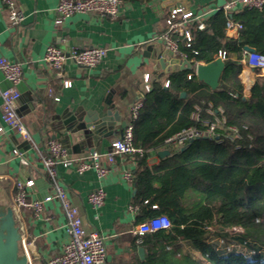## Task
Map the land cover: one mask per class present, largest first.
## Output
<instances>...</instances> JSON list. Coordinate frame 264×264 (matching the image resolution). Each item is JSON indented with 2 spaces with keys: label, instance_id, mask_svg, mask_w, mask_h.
Listing matches in <instances>:
<instances>
[{
  "label": "crops",
  "instance_id": "obj_1",
  "mask_svg": "<svg viewBox=\"0 0 264 264\" xmlns=\"http://www.w3.org/2000/svg\"><path fill=\"white\" fill-rule=\"evenodd\" d=\"M11 1L23 14V19L18 25L10 26L9 8L0 0V56L21 66L16 113L31 142L22 140L12 128L3 124L0 97V208L4 211L12 208L20 234V251L22 253L24 242L28 247L30 264H46L61 252L68 239L63 209L56 199L43 204L41 215L17 207L12 200L14 182L33 181V186L27 190L29 200H42L52 193L51 182L40 159L50 140L60 142L75 159L93 151H110L111 143L121 137L125 125L130 122L131 107L145 96V76H148L152 89L155 82L165 88L163 84L171 75L160 77L151 60L161 51L162 41L158 37L167 29L165 20L170 10L181 8L192 13V17L182 25L187 29L193 22L204 21L229 0L130 2L121 4L117 19L95 12L78 13L58 25L55 24V9L59 0ZM226 35L234 36L227 32ZM172 36L181 37L179 32ZM49 45L62 51L101 47L107 50V54L92 69H84L67 60L61 70L62 76L58 77L43 60ZM260 75L264 76V72ZM239 77L249 93L255 74L242 65ZM64 81L70 85L64 86ZM7 87L9 83L0 74V92ZM70 114L93 122L95 128L97 126V134L87 136L88 141H75L68 132L63 133V117ZM168 149L174 148L164 145L151 151L147 165L157 164L161 159L157 153L162 150L168 152ZM13 150L22 154L27 162L21 164ZM135 159L136 156H115L110 171L102 178L93 170L79 174L76 160L71 166L57 164L55 167L58 182L79 210L83 229L97 232L103 238L107 264H130L136 256L140 260L145 256L143 251L141 257L133 245L132 231L142 223H138L139 208L134 204ZM125 172L131 173L130 180L124 178ZM97 189L104 191L105 200L101 207L94 208L87 198ZM216 235L221 236L222 233L208 229L207 242L215 244L218 239L210 238ZM218 241L222 242V239ZM165 252L169 255L175 253L177 258L201 260L188 241H179L167 247Z\"/></svg>",
  "mask_w": 264,
  "mask_h": 264
},
{
  "label": "trees",
  "instance_id": "obj_2",
  "mask_svg": "<svg viewBox=\"0 0 264 264\" xmlns=\"http://www.w3.org/2000/svg\"><path fill=\"white\" fill-rule=\"evenodd\" d=\"M227 20L241 25L234 36L226 35ZM202 22L201 29L198 22L187 26L189 46L182 37L172 38L193 64H208L225 52L218 87L210 89L192 71L171 74L167 87L155 82L145 94L131 122L133 145L143 150L136 156L134 172L138 223L165 216L170 226L144 234L140 243L134 236V250L142 248L145 256L142 260L136 256L130 264H264V76L252 70L255 79L248 97L239 77L245 46L264 55V7L228 14L217 10ZM209 107L214 113L222 110L217 115L225 118L223 127L185 147L168 149L157 164L147 165L149 153L163 147L166 138L188 127L205 130L206 121L212 120L206 112ZM228 127L236 128L237 135ZM211 228L240 243H251L254 254L217 249L206 240ZM179 241H188L201 260L165 252Z\"/></svg>",
  "mask_w": 264,
  "mask_h": 264
},
{
  "label": "built area",
  "instance_id": "obj_3",
  "mask_svg": "<svg viewBox=\"0 0 264 264\" xmlns=\"http://www.w3.org/2000/svg\"><path fill=\"white\" fill-rule=\"evenodd\" d=\"M3 1L9 8V25H18L23 19V14L16 9L13 1ZM121 4V0H59L55 9V24L58 25L66 18L78 13L95 12L110 19H117L120 14ZM263 7L264 0H229L218 10H222L225 14H228L237 9L261 10ZM190 17H192L191 12H185L181 8L171 9L165 20L167 29L158 39L165 43L166 50L172 56L192 63V61L187 59L185 53L179 51L176 41L172 38L173 33L179 32L181 37L185 39L186 46H189L191 34L188 29H183L182 25ZM202 27L203 22L198 21V29ZM240 29L241 25L232 20H227L225 23V31L227 33L235 35ZM106 54L107 50L101 47L71 48L68 51H62L53 45H49L45 49L43 60L51 71H54L58 77H61L62 67L67 60L84 69H92L106 57ZM217 57L224 61L226 54L225 52H219ZM241 63L251 71L264 72L263 54L243 50ZM0 74L9 83V87L0 92L2 122L4 125L12 128L22 140L31 142L29 133L16 113L17 100L20 97L18 85L22 78L21 66L0 56ZM187 78L190 79V75ZM144 82V93L147 94L151 90L148 84V76H145ZM69 85L70 82L64 81V86L67 87ZM163 85L167 87L168 81ZM143 99L131 107L130 122L125 125L121 137L111 143V148L108 152L93 151L83 158L75 159L70 157L67 149L60 142L56 140L47 142L46 151L40 159L46 175L51 182L53 191L50 195H47L42 200H29L27 199V190L33 186V181L14 182L12 186V200L17 207L33 210L35 214L41 215L43 213V204L56 199L63 209L68 239L63 245L61 252L49 259L46 264H107V248L103 238L97 232H86L83 229L79 210L72 204L65 188L58 182L55 167L57 164L71 166L74 160H76V171L79 174L93 170L99 178H102L110 171L115 156H141L143 150L133 145L131 122L137 118ZM206 112L212 117V120L206 121L205 130L188 127L166 138L164 145L174 149L185 147L196 138L213 135L217 128L223 127L226 124L225 118L217 115V112L218 114L222 113L221 109L216 110L214 113L212 108L209 107ZM195 118H198V114ZM228 129L233 135H237L236 128L228 127ZM1 131L2 128L0 127V133ZM13 154L19 158L21 164L27 162L26 158L17 150H13ZM123 176L126 180L132 178L130 172H125ZM87 200L91 206L99 208L104 203L105 193L102 189H97L88 195ZM152 208L156 209V206H152ZM169 226L170 222L167 217L156 216L135 226L132 233L136 237V243H140L141 237L144 234L168 229ZM22 254L27 257L30 264L28 247L24 242L22 244Z\"/></svg>",
  "mask_w": 264,
  "mask_h": 264
},
{
  "label": "water",
  "instance_id": "obj_4",
  "mask_svg": "<svg viewBox=\"0 0 264 264\" xmlns=\"http://www.w3.org/2000/svg\"><path fill=\"white\" fill-rule=\"evenodd\" d=\"M161 51L155 58L154 70L159 72L160 77L166 74H175L181 71L193 70L195 77L198 81L202 82L210 89L215 90L219 84L220 75L224 69V61L217 57L208 64L193 65L187 60H180L172 56L165 48V43L160 44ZM247 52H253L254 49L247 46L244 47ZM182 98L184 93L180 95ZM65 120L63 126V133L68 132L75 141L85 140L87 136L97 134V126L87 119H81L79 115H66L63 117ZM69 138V136H67ZM158 156L163 158L168 154L167 151H159ZM20 234L15 225L12 208L5 211L0 208V264H29L27 257L20 253ZM139 255L142 257V248L138 249Z\"/></svg>",
  "mask_w": 264,
  "mask_h": 264
},
{
  "label": "rangeland",
  "instance_id": "obj_5",
  "mask_svg": "<svg viewBox=\"0 0 264 264\" xmlns=\"http://www.w3.org/2000/svg\"><path fill=\"white\" fill-rule=\"evenodd\" d=\"M246 92L244 93L245 95H249L248 91L245 90ZM167 147H170V146H167ZM240 230L239 229H234L233 232H239ZM217 236V235H216ZM214 238V239H213ZM213 238H210V240H220V238L222 239V242L220 241H215V245H216V248L217 249H226L227 250H230V249H234L238 252H243V253H246L248 255H253L254 254V251L256 249V247L254 245H252L251 243L249 244H244V243H240L238 242L235 237L233 236H226L225 234H223L222 236H217V237H213Z\"/></svg>",
  "mask_w": 264,
  "mask_h": 264
}]
</instances>
